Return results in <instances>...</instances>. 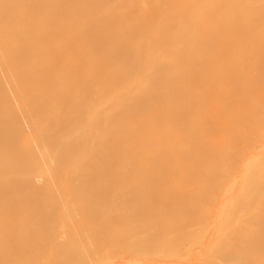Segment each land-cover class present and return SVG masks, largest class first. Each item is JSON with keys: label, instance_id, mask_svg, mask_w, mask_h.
Segmentation results:
<instances>
[{"label": "bare ground", "instance_id": "bare-ground-1", "mask_svg": "<svg viewBox=\"0 0 264 264\" xmlns=\"http://www.w3.org/2000/svg\"><path fill=\"white\" fill-rule=\"evenodd\" d=\"M42 1L44 3V0H0L1 72L4 69L9 72L14 69L19 79L29 78L33 52L39 54L51 44L52 38L48 37V31L53 27H50L52 24L48 25V16L45 18L39 10L43 6H40ZM52 1L56 0H45L44 12L53 8ZM75 1L65 0V8H69L70 2ZM108 1L111 0H97L94 4V9L105 10L99 26L105 31L103 35L109 37L104 46H101L103 52H100L101 58L99 57L105 61L101 64L98 59L92 60L91 67L101 65L89 71L84 79L76 77L79 88L84 84L92 87L87 90L82 86L77 94L73 93L77 104L76 108L70 109H77L75 118L65 122L57 116L54 117L56 119L50 118L51 120L46 117L41 124L42 128L33 134L37 139L32 144H20V141L16 143L11 139L8 141L5 123L7 117L4 116L6 120L3 118L0 122V147L4 150L0 152V253L6 258V264H28L29 261L30 264H150L145 258H139L143 256L148 259L147 254L153 247L159 250L158 255L172 256L171 260L174 261L170 262L166 257L168 263L166 260L165 263L173 264L181 249H196L197 243L203 247L206 245V249L212 253H209L210 256L218 257V261L222 260L221 264L228 263L229 259L234 264H240L245 258L248 259L245 261L247 264H255V261L256 264H264V257L260 255L264 248V84L261 83L264 81L261 66L264 64V0H123L121 5L125 10L131 6L139 7L137 17L123 11L122 7L123 12L114 16L117 5L114 9H109ZM118 1L113 0L115 3ZM77 6L78 4L76 9ZM82 9L85 12L86 8ZM55 12L59 17L58 10ZM72 13L76 14L75 11ZM86 13L87 19L89 14ZM7 14L11 17H4ZM67 16L64 15L63 19L60 16V21L68 30H72L73 25L69 22L74 23V19L66 21ZM78 22L80 21H75V24ZM112 23L118 26L114 27ZM95 30L84 27L78 35L81 37L75 38L78 39L77 44L85 37L98 38L99 31ZM225 42H240L239 45L247 42L248 50L242 56L239 51L244 48L243 45L240 49L237 45L239 50L233 45L231 49L234 51L231 53L235 52L234 56L228 54L234 60L229 59V62H236L237 65L238 60L242 59L244 63L240 61L239 65L225 70L226 59L222 61V67L221 56L218 59L216 51L220 48L222 52ZM89 44L97 46V42ZM249 53L256 56L251 55L253 57L250 59ZM247 54L248 59L244 57L243 60V56ZM256 59L260 62L257 63ZM227 62L226 66H229L231 63L228 65ZM4 64L6 68H3ZM5 72L3 76L6 77ZM19 79L12 80L16 83ZM37 97L32 99L36 101ZM74 102L72 100L73 105ZM217 111L223 114L221 123L211 126L209 118L204 122L200 120L202 115ZM234 117L237 118L242 133L240 131L241 137L235 144L236 140L228 139L227 150L229 148L233 153L226 150V154L224 151L222 161L224 159L225 166L222 164L224 167L211 169L212 164L207 165L211 166L212 173L207 168L201 175L195 167V161L197 164L199 158L192 157L191 152L196 151L200 142H209L210 134L221 130L225 122ZM185 121L187 123L183 124ZM19 122L18 120L15 126L16 135H21L23 130ZM36 123L31 125L36 126ZM109 127L111 131L108 130ZM23 135L30 139V134ZM94 135L99 137L100 144L97 143L98 140L94 142ZM115 142L121 144L115 150V158L118 160L114 159L115 165L106 169L96 161L102 158L101 152L110 149ZM220 142V137L216 136L209 143L211 148L218 149ZM94 143L100 147L94 146ZM30 146L37 149L30 151ZM126 159L131 161L127 162ZM30 160L33 162L32 166ZM41 161L42 171H33L35 166L39 168ZM165 165L170 168L164 170ZM186 166L189 168L184 171ZM178 173L185 175L191 185L199 183L200 175L211 174L213 179L218 180L217 185H222L223 182L220 181L225 179V203H211L219 193L212 188L216 185L211 184L213 192L208 186L211 193H216V196L211 195L213 198L207 196L211 194L207 190V195L203 192L206 185L210 184L208 179V182L204 180L206 184L202 183L205 188H198L208 200L204 196V200L199 201L193 196L192 191L197 189L195 185L180 191L159 188L160 184L174 179ZM93 176L98 179L94 181L97 187L102 189L96 191L93 199L86 200L88 182ZM32 185H46L44 188L49 197H52L50 193L53 190L56 191L49 200L51 203L45 205V198H39L43 196L38 192L41 186L38 190V187L34 189ZM198 186H201L200 183ZM101 193L107 199H114L105 200V204L113 201V208L123 215L101 221L100 218L104 217L102 212L110 209L107 206V210L103 208V204L100 207L97 205L103 202L102 198L99 200L100 197L96 198V202L92 201L97 195L102 196ZM190 193L196 201H192ZM90 194L87 197L91 198ZM46 196L44 194L43 197ZM133 200L134 209L130 205ZM45 206H48L50 213H44L41 217V208L45 209ZM219 206L223 207L222 210ZM100 208L102 212L98 211ZM113 208L111 209L114 211ZM186 209L191 218L184 217V222L180 221L182 223L173 221V218L169 220L171 216L185 214ZM255 209L261 210L262 216L259 212H252ZM113 211L111 213L115 212ZM234 212L240 215L238 221ZM231 213L236 216H231L235 219L231 221L238 225L229 230ZM131 214L133 220L142 219V225H131ZM204 216L206 220L209 217L212 221L211 230L206 229L202 220ZM125 217L127 222H124ZM193 225L194 228L196 226L195 229L198 225L199 228L196 231L194 229V237H186L191 239L188 241L184 237L193 231V228L188 230ZM95 244L101 247L96 248ZM92 246L99 249L94 256L95 248L92 249ZM59 248V253L56 254ZM108 249L115 254L107 251V257L106 254L97 257L99 251L106 253ZM47 250H55V254L50 256L51 253ZM118 251L124 256H118ZM14 253L21 254L20 260L19 257L12 259ZM207 254L204 257L210 258ZM196 255L202 256L200 253ZM211 259L212 264H219L216 259ZM150 260L148 262L158 263ZM193 260L197 259L191 261L194 262ZM160 262L163 264L164 261ZM245 262L242 264H246Z\"/></svg>", "mask_w": 264, "mask_h": 264}, {"label": "rangeland", "instance_id": "rangeland-1", "mask_svg": "<svg viewBox=\"0 0 264 264\" xmlns=\"http://www.w3.org/2000/svg\"><path fill=\"white\" fill-rule=\"evenodd\" d=\"M64 1L65 0H56L55 2L54 1H52V5H53V8L50 10V11H48V12H44V5H45V0H44V3H43V1H42V4H40V6L41 5H43L42 7H40L39 8V10L40 11H42V15L44 14V17L46 18V16H48V18H46L47 20H49V24L48 25H51L50 27H53L52 29H50L48 32V37H50V38H52V42H51V44L49 45V47H46L45 49H43V50H41L40 51V53L38 54V53H35V52H33V57H34V59H37V60H32V61H30V75H29V78H24V79H19L18 78V76H17V72H16V70H15V72H14V69L11 71L10 70V72H9V70H7V69H4V70H2V72L0 71V112H2L1 114H0V122H2L3 121V118H4V116H6L7 118V120H6V126H7V133L6 134H8L7 135V138H8V141L11 139L12 141H15L16 143L17 142H19L20 144H24V143H29L30 142V144H32V142H34V139H37V137H35V136H33V134H35L37 131H39L41 128H42V125L41 124H43V120L46 118V117H48L49 119L50 118H52L53 117V119H56V118H54V117H58V118H60V119H62L61 121H64L65 120V122H67V121H71L72 119H74L75 118V115L76 114H78V111L76 112V110L77 109H74L73 111L71 110L72 108H76V104H75V102H74V94H77V91L82 87V86H84L83 88H85V89H87V90H91V87L92 86H90L88 83H86V84H88V85H82L80 88H79V86H77V82L75 81V79H76V77H80V78H82V79H84V76L85 75H88V73H89V71H93V69H95V68H97V67H99L105 60L104 59H101L100 60V58H101V53L100 52H103V49H102V47L101 46H104V43H105V40L107 39V38H109V37H107L106 35H103L104 34V30H102L99 26L101 25V23H102V21H100V20H102V18H104V13H105V10L102 8V9H94L96 6L94 5L95 4V2L97 1V0H84V2H83V0H76L75 2H73V3H71L70 2V4H69V8H65V4L66 3H64ZM79 1V2H78ZM89 1V2H88ZM61 2V3H60ZM76 2H78V3H76ZM109 3H108V8L109 9H111V8H113L114 9V6H116L115 7V9H117V11L116 10H114L115 11V15L114 16H117L118 15V13L120 14L121 12H123L125 9L123 8V6L121 5V2H123V0H119L118 2H113V0H111V1H108ZM86 3V5L88 4L89 5V7L87 8L86 7V5H83V4H85ZM60 4V5H59ZM78 4V6H77V9H76V5ZM111 4V5H110ZM91 6V7H90ZM113 6V7H112ZM58 7V8H57ZM60 7H61V9L63 8V10H61L60 9ZM71 7V8H70ZM82 7H85L86 8V10H85V12H84V10L82 9ZM123 8V11H122V8ZM239 7H241V8H243L244 9V7H242V6H239ZM91 8V9H90ZM93 8V9H92ZM60 9V10H59ZM67 9V10H66ZM68 9H69V11L71 12V13H69V11H68ZM70 9H72V10H70ZM55 10L57 11L58 10V14H59V17L61 16V18L63 19L64 18V15L65 16H67V19H66V21L69 19L70 21H72V19H74V23L72 22H69L70 24H72L73 25V28H72V30H68L67 29V26H64L62 23H61V21L60 20H62V19H60L59 17H57L56 16V13L57 12H55ZM93 10H94V12H93ZM75 11V13L76 14H74V13H72V12H74ZM100 11V12H99ZM104 11V12H103ZM125 11H128L133 17H137V13H138V11H139V7L138 6H133V8H132V6L131 7H129L128 9H126ZM241 11H242V9H241ZM87 12V13H86ZM89 12H91V13H89ZM50 13V14H49ZM85 13L86 14H89L88 16V18L87 19H89V20H87L86 19V16H85ZM52 14V15H51ZM55 14V15H54ZM98 15V16H97ZM30 16H32L31 14H30ZM74 16L78 19H76V18H74ZM113 16V17H114ZM239 16V15H238ZM4 17H11V15H9V14H7V15H4ZM80 18V19H79ZM97 18V19H96ZM96 20V21H95ZM65 21V22H66ZM75 21L77 22V21H80V22H78V23H81V24H78V23H76L75 24ZM82 21V22H81ZM48 22V21H47ZM54 24V25H53ZM60 25H61V27H60ZM118 26V24H114V23H112V26H114V27H117ZM78 26H81V27H78ZM55 27V28H54ZM84 27H92L94 30L96 29L97 31H99V36H98V38H96V36L95 37H93L92 39H88V37H85V39L82 41V42H78L79 44H77V40L79 39V37H81V36H79L78 37V35H80L81 33H82V31H83V29H84ZM95 27V28H94ZM113 27V28H114ZM99 28V29H98ZM55 29H57V30H55ZM63 30V31H62ZM95 30V31H96ZM102 30V31H101ZM53 31V32H52ZM56 31V32H55ZM58 31V32H57ZM74 33V34H73ZM79 33V34H78ZM42 34V33H41ZM52 34V35H51ZM101 34V35H100ZM61 35V36H60ZM103 35V36H102ZM87 36V35H86ZM54 37V38H53ZM76 37H78V39H76L75 40V38ZM94 39V40H93ZM95 39H97V41H95ZM55 41V42H54ZM86 42V43H85ZM95 42H97V46H92V45H90L89 43H95ZM53 43V44H52ZM83 43V44H82ZM235 43H236V45H235ZM233 42V43H231V42H225V45H224V49H223V51L221 52V49L219 48L217 51H216V54H219L217 57H218V59L220 58V56H221V58H220V60H221V62H220V60H218L220 63H221V65H222V67H223V63H222V61H224V60H226V61H228L227 63H228V65H229V63H231V62H229V59H231L232 60V56H234L233 54H235V52L232 54L231 52L232 51H234V49H231L232 48V46L234 45L235 46V48L237 47V45H239L240 44V42ZM247 43V42H246ZM246 43H244L243 42V44L241 43V45H239L240 47H239V49L240 48H242L241 46L243 45L244 46V48H242V50L240 49V51L239 52H242L241 53V56L243 55V53H245L248 49L246 48V45H248V44H246ZM56 44H58V46L56 45ZM68 44V45H67ZM70 44H72V45H70ZM74 44H75V46H74ZM245 44V45H244ZM54 45V46H53ZM230 45V46H229ZM57 46V47H56ZM69 46V47H68ZM84 48H83V47ZM56 47V48H55ZM68 47V48H67ZM97 47V48H96ZM247 47H249V46H247ZM71 48V49H70ZM90 48H91V50H90ZM229 48V49H228ZM55 49V50H54ZM61 49V50H60ZM83 49V50H82ZM102 49V50H101ZM236 49H238V47L236 48ZM238 49V50H239ZM72 50V51H71ZM228 50V51H227ZM237 50V51H238ZM243 50H245V51H243ZM47 51H49V52H47ZM63 51V52H62ZM65 51V52H64ZM62 52V53H61ZM219 52V53H218ZM225 52H226V54H225ZM34 53L36 54V55H34ZM222 53V54H221ZM230 53V55L232 54V56H229L228 54ZM248 53V52H247ZM42 54V55H41ZM45 54V56H43ZM48 54V55H47ZM92 54V55H91ZM250 54V53H249ZM249 54H247V56H243V60H244V57H248V55ZM2 54H0V56H1ZM40 55V56H39ZM239 55H240V53H239ZM246 55V54H245ZM251 55H253V54H250V56L248 57V58H252L253 56H256V55H253V56H251ZM229 56V57H228ZM2 57V56H1ZM38 57V58H37ZM83 57V58H82ZM100 57V58H99ZM223 57H225V58H223ZM231 57V58H230ZM48 58V59H47ZM247 58V59H248ZM250 58V59H251ZM254 58H256V57H254ZM253 58V59H254ZM42 61H41V60ZM45 61H44V60ZM83 59V60H82ZM94 59H98V61L100 60L101 61V64L99 65H97V66H95V67H91V65H90V63L92 62V60L94 61ZM223 59V60H222ZM240 59H241V57H240ZM260 59V58H259ZM258 59V60H259ZM83 62H82V61ZM255 60V59H254ZM254 60H253V62L252 63H254ZM261 60V59H260ZM47 61V62H46ZM226 61H224V69L225 70H228V68L229 69H231L232 68V66L234 67V66H237V65H239L240 64V61H241V63H244L243 61H242V59L241 60H238L239 61V64H235L236 62H232L229 66H226ZM232 61H234V60H232ZM256 61H257V59H256ZM255 61V62H256ZM258 62H260V61H257V63ZM93 63V62H92ZM250 63H251V61H250ZM251 63V64H252ZM37 65V66H36ZM80 65V66H79ZM261 65V64H260ZM4 66H5V68H6V65L4 64L3 65V68H4ZM34 66V67H33ZM262 66V72L264 71V64H262L261 65ZM33 67V68H32ZM22 68V67H21ZM33 69V70H32ZM35 69V70H34ZM71 69V70H70ZM74 72H73V71ZM6 71V72H5ZM111 71V70H110ZM110 71H107V72H110ZM4 72H5V75H6V77L5 76H3V74H4ZM14 72V73H13ZM9 73V74H8ZM35 73V74H34ZM76 75H75V74ZM15 76H14V75ZM107 74V73H106ZM109 74V73H108ZM10 75V76H9ZM13 75V76H12ZM3 76V77H2ZM8 76V77H7ZM33 76V77H32ZM45 76H46V78H45ZM64 76H65V78H64ZM73 76V77H72ZM263 76H264V73H263ZM16 77V78H15ZM35 77H37V78H35ZM10 79V81L11 82H9V79ZM35 78V79H34ZM70 78H71V80H70ZM72 78L74 79V80H72ZM3 81H2V80ZM6 79H8V80H6ZM12 79H19V80H16V83H14L13 82V80ZM81 79V80H82ZM262 79L264 80V77H262ZM261 79V80H262ZM31 80V81H30ZM69 80V81H68ZM81 80H79V81H81ZM6 82H8V84L6 83ZM18 82H19V84H18ZM76 82V83H75ZM264 81H261V83L262 84H264L263 83ZM11 83V84H10ZM66 83V84H65ZM7 84V85H6ZM14 84H16V87L14 86ZM54 84V85H53ZM76 84V85H75ZM7 86V87H6ZM24 86H26V87H24ZM58 86V87H57ZM87 86V87H86ZM90 87V88H89ZM60 88H62V89H60ZM51 90V91H50ZM55 90V91H54ZM48 92H49V94H48ZM51 92H54V93H51ZM76 92V93H75ZM35 93V94H34ZM42 93V94H41ZM68 93V94H67ZM74 93V94H73ZM5 94V95H4ZM37 94H39V96L37 97ZM45 94V95H44ZM51 94V95H50ZM62 94H63V96H62ZM34 95V96H33ZM54 95V96H53ZM58 95H60V96H58ZM64 95H66V96H64ZM35 96L37 97V99H35L36 101H34V99H32V97L33 98H35ZM41 96V97H40ZM44 96V97H43ZM51 96H52V98H51ZM63 97V99H62V97ZM7 100H6V99ZM72 98V99H71ZM9 100V101H8ZM32 100V101H31ZM72 100H73V102H74V105L72 104ZM13 101V102H12ZM15 101V102H14ZM37 101H39V102H37ZM51 101V102H50ZM57 101H59V102H57ZM67 101H69L68 103H67ZM35 102V103H34ZM64 102H65V104H64ZM3 103V104H2ZM14 103V104H13ZM17 104V105H16ZM22 104V105H21ZM26 104V105H25ZM57 104V105H56ZM25 105V106H24ZM29 105V106H28ZM59 105V106H58ZM70 105V106H69ZM73 105V106H72ZM10 106V107H9ZM46 108H45V107ZM58 106V107H57ZM62 106V107H61ZM16 107V108H15ZM28 107V108H27ZM70 107H71V109H70ZM7 108V109H6ZM18 108V109H17ZM36 108V109H35ZM57 108H59V109H57ZM61 108V109H60ZM38 109V110H37ZM18 110V111H17ZM69 110H71V112L69 111ZM19 112V113H18ZM25 112V113H24ZM29 112V113H28ZM34 112V113H33ZM69 114H68V113ZM81 112V111H80ZM11 113V114H10ZM37 113H39V114H37ZM62 113V114H61ZM217 113H218V115H217ZM23 114V115H22ZM60 114V115H59ZM66 114V115H65ZM216 114V115H215ZM220 115V116H219ZM20 116H22L21 118H20ZM39 116V117H38ZM79 116V115H78ZM217 116V117H216ZM41 117H43L42 118V120H40V118ZM203 117V118H202ZM202 117H201V119L200 120H202L203 122H204V120L206 121V120H208V118H209V122H210V125L211 126H213V124L215 125L216 123H221V121H223V114H221V112L219 111H217V112H213V114H211V113H209L208 112V114H205V115H202ZM213 119V120H210L211 118ZM220 117V118H219ZM25 119V120H24ZM27 119H29V120H27ZM30 119H31V123H30ZM4 120V121H5ZM12 120V121H11ZM18 120L20 121L19 122V126H22V133H21V135L19 134V135H16L17 133L15 132V126H16V123H18ZM23 120V121H22ZM51 120V119H50ZM136 120V119H135ZM25 121H27V124H26V122ZM29 121V122H28ZM36 123V124H34V125H36V126H33V125H31V124H33L34 122ZM214 121V122H213ZM29 123H30V126L31 127H29L28 125H29ZM138 123V122H137ZM187 123V121H185V123H183V124H186ZM232 123H233V126H231L232 125ZM235 123V124H234ZM41 125V126H39V128H35V127H37L38 125ZM23 125H26V126H23ZM121 125V124H120ZM238 125V126H237ZM23 127H25V128H23ZM28 127H29V129H28ZM227 127H228V129H227ZM230 127V128H229ZM10 128H11V130H10ZM35 128V129H34ZM110 128V129H109ZM108 128V130H110L111 131V127H109ZM226 130H225V129ZM14 129V130H13ZM39 129V130H38ZM159 129V128H158ZM236 129V130H235ZM239 129V130H238ZM9 130V131H8ZM225 130V131H224ZM11 131L13 132V133H11ZM231 131H232V134H231ZM240 131H241V129H240V126H239V124L237 123V118L236 117H234L231 121H228V122H225V125H223V127H222V129L221 130H218V131H216V132H212L211 134H210V136H209V138H208V140H209V142L210 141H212L216 136H219L220 137V139H221V142L219 143V146H218V149H213V148H211V146H210V143L209 142H206V141H204V142H200L199 143V146L195 149L196 151H194V152H191V154H192V157L193 156H196L195 157V159H197V158H199L198 159V162H197V164H196V161H195V167H197V169H198V171L200 172V174H201V172L202 173H204L203 171H206V170H208L209 169V171L212 169V168H216V167H218V168H220L219 166H221L222 164H224V159H223V161H222V156L228 151V152H232L229 148H228V150H227V142H228V139H233V141L234 140H236V141H234V144L235 143H237L238 141L237 140H239L240 139V137H241V133H242V131H241V133H240ZM10 132V133H9ZM25 133H28V134H30V139L28 140V139H26L25 137H24V135L23 134H25ZM240 133V134H239ZM234 134V135H233ZM10 135V136H9ZM232 135H233V137H232ZM24 137V138H23ZM96 138V139H95ZM93 139H94V142H97V140H98V142L97 143H99L100 144V139H99V137L97 138V136L95 137V135L93 136ZM224 140H226V141H223ZM97 143H94L95 145L94 146H97V147H100L99 146V144H97ZM121 146V144L120 143H116L115 142V144H112L111 145V147H110V149H107V150H105V151H103V152H101V155H102V158L101 159H97V161H96V163H98L99 162V164H101L100 166H102V165H104V167L106 168V169H109V167L110 168H112L114 165H115V163H116V161L114 160V159H116L115 158V150L116 149H118L119 147ZM31 149L32 150H35V149H37V147H31L30 146V151H31ZM216 150H217V152H216ZM227 150V151H226ZM4 150L2 149V147H0V152H3ZM109 151V152H108ZM224 151H225V153H224ZM197 152V153H196ZM199 152H200V154H199ZM204 153V154H202V153ZM227 152V153H228ZM222 153H224L223 155H222ZM226 153V154H227ZM233 153V152H232ZM219 154V155H218ZM231 154V153H230ZM201 155V156H200ZM215 155V156H214ZM202 156H203V158H202ZM208 156V157H207ZM207 157V158H206ZM214 157V158H213ZM215 158H218V160H219V162H217L216 160H215ZM221 158V159H220ZM116 160H118V159H116ZM127 160V159H126ZM31 161V160H30ZM128 161H131V159L129 160H127V162ZM163 161V160H162ZM211 161V162H210ZM215 163L216 162V164H213V162ZM112 162V163H111ZM161 162V161H160ZM41 163H42V161L40 162V166H39V168H37L36 166L34 167V170L33 171H35V170H39L40 169V171H42L41 169L43 168L42 166H41ZM206 163V164H205ZM95 164V163H94ZM162 165H163V163H161ZM205 164V165H204ZM212 164V167L211 166H207V165H211ZM33 165V162L31 161V163H30V166H32ZM214 165H216V166H214ZM161 166V165H160ZM224 166H225V164H224ZM224 166H221V167H224ZM42 167V168H41ZM164 167V166H163ZM188 166H186V168L184 169V171L186 170V169H188L187 168ZM204 167V168H203ZM210 167H211V169H210ZM167 168H170V166L169 165H165V168H163L164 170H166ZM208 168V169H207ZM211 173H212V171H210ZM179 175V176H178ZM183 175V174H182ZM181 174H177V176L173 179V178H171V179H168V180H166V181H164L162 184H160V187L159 188H163V189H168V190H171V191H173L172 189H174V191H180V190H186V189H188V187L189 188H192V187H194V185H195V188H196V186H197V189H195V190H193L192 191V193L194 194L193 196L196 198H198L197 200H199V199H202V200H204V196H205V198H206V200H208V198H207V196L208 197H212L211 195H213V196H216V197H214V199H213V201L211 202V203H216V205H219L218 203L221 201V203L220 204H222V201L223 200H225V192H224V188H225V185H226V181L224 182V180H223V178H222V180L220 181V182H223L222 183V185H217V182H218V180L216 181L215 179H213V177L211 176V174L209 175H204V176H201L200 175V179L198 180V182L200 183V185L201 186H198L199 185V183H197V182H195V184H192L191 185V183H188V180L185 178V175L184 176H182ZM94 177V176H93ZM92 177V178H93ZM98 177V176H97ZM205 177H206V179H205ZM91 178V181L90 182H88L89 183V185H88V193H86V200H87V198H88V200L89 199H93V195L96 193V191L98 192V191H101V189H99L98 187H97V185H96V181L98 180V179H95L96 177H94V179H92ZM35 179H37V177L35 178ZM176 179V180H175ZM209 180L210 182V184L209 185H206V187L208 188V186H209V188L211 189V191L213 192V189H216V191H219V193H214V194H216V195H214L213 193H211V191H209V188L207 189V188H205L204 186V184H202L203 182H204V180L206 181V180ZM212 181H211V180ZM39 180V179H38ZM208 180L206 181V182H208ZM213 180H215L216 182L214 183V181ZM36 181V180H35ZM95 181V182H94ZM178 181V182H177ZM184 182H186V184H187V186H186V184L184 183ZM206 182H204L205 184H206ZM212 182V183H211ZM219 182V183H220ZM173 183H174V185H173ZM190 184V186H188ZM208 184V183H207ZM211 184H214V185H216V186H214V187H212L213 185H211ZM96 185V186H95ZM204 185V186H203ZM33 186V185H32ZM40 186L41 185H34L33 186V188L34 189H37V187H38V190L40 189ZM42 186H43V188H42ZM41 186V189H43L44 191L43 192H41L40 190L38 191L39 192V194H41V195H43L44 196V194H45V196L47 195L48 197H49V193L46 191V188H44L45 186L44 185H42ZM165 186H167V187H165ZM218 186V187H217ZM221 186H223V187H221ZM60 186L58 185V187L57 188H59ZM93 187V188H92ZM169 187H170V189H169ZM186 187V188H185ZM199 187H202V189H203V187L205 188V191H204V189H203V192H205L206 193V190H207V192H209V193H211V194H208V193H206V195H204V193L202 194V190L200 191V190H198V188ZM213 189H212V188ZM223 189H221V188ZM98 188V189H97ZM218 188H220V189H218ZM92 189V191H90ZM200 189V188H199ZM95 191V192H94ZM51 192V191H50ZM92 194H90V193ZM197 192V193H196ZM215 192V191H214ZM47 193V194H46ZM56 193V191H52L51 193H50V196H52V197H54L53 195ZM106 193V192H105ZM192 193H190V196H191V194ZM88 194H90V196H92L91 198L90 197H87V196H89ZM102 194V193H101ZM196 194H198V196H196ZM201 194V195H200ZM224 194V195H223ZM97 195V194H96ZM95 195V196H96ZM100 195V194H99ZM99 195H97L96 197H95V199L94 200H92V201H95V200H97L96 198L98 197H100V201H101V198H102V201L103 202H101V205L100 204H97V205H99V207L100 206H102V204L103 205H105V206H102L103 208H105L106 210H107V208L109 209V211L107 212V211H105V212H107L106 214L108 215H106L105 216V212L103 211H101L102 209L100 208L98 211H101L102 213H104L103 215H104V217L101 219L100 218V220L101 221H106V220H110V218L111 217H113V216H121V215H123V213L122 212H120L119 210H115L114 208H113V206H114V199H112V198H106V197H104L103 196V194H102V196H99ZM43 196H39V198L42 200L43 198H45L44 199V204L45 205H48L49 203H51V201L49 202V200H51V198L52 197H43ZM192 197V196H191ZM47 198H48V200H47ZM106 198V199H105ZM193 198V197H192ZM195 198H193L192 199V201H196V199ZM213 198V197H212ZM109 199H111V200H113V201H108L109 202V204L107 203V204H105L106 202H105V200L107 201V200H109ZM47 200V201H46ZM116 200V199H115ZM205 200V201H206ZM100 201H97V202H100ZM200 201V200H199ZM219 201V202H218ZM48 202V203H47ZM96 202V201H95ZM116 202V201H115ZM133 202H134V204H135V201L133 200L132 202H130V205H132L133 204ZM224 202V201H223ZM225 203V202H224ZM223 203V206H225V204ZM116 204V203H115ZM133 204V205H134ZM109 205V206H108ZM112 205V206H111ZM132 205V208L134 209L135 207ZM106 206H107V208H106ZM164 206V205H163ZM221 206V205H220ZM219 206V207H220ZM216 207V206H215ZM111 208H113L114 209V211L111 209ZM223 208V207H222ZM222 208L220 207L219 209H221L222 210ZM260 208V207H259ZM42 210L41 211H43V213H42V215H41V217H43L44 216V213H50V210L48 209V206H45V209H43V208H41ZM104 209V210H105ZM264 209V208H263ZM224 210V212L226 211L225 209H223ZM114 212V213H111V212ZM255 211V213H258L259 212V214H260V216H262V214L260 213V211H259V209L257 210V209H255V210H252V212H254ZM188 211H187V209L185 210V214H183V213H179L181 216H179V214L178 215H176V216H171V217H169V220L171 221L172 220V218H173V221H175V220H177L179 223H182V222H184L183 220H184V217L185 218H188L189 219V217H190V215H189V217H188V214H189V212L187 213ZM100 213V212H99ZM119 213V214H118ZM162 212H159V214H161ZM222 213V212H221ZM101 214V213H100ZM237 214H239L238 212H237ZM236 214V212H234V215H236V216H233V213H231V215H230V217H229V219H230V223L233 225H231L230 224V227L228 228L229 230L230 229H232L233 227L235 228L237 225H238V223H237V225L236 224H234L233 223V221H235V219L237 220V219H239V216ZM46 215V214H45ZM102 215V216H103ZM186 215H187V217H186ZM194 215V214H193ZM118 216V217H119ZM131 216H132V214L130 215V218H131ZM234 217H236L234 220H233V218ZM259 216V217H260ZM100 217H101V215H100ZM128 217V216H127ZM179 217V218H178ZM191 218V217H190ZM208 219L206 220V217L204 216V217H202V220H203V222H205V225L208 227L209 225H211V226H209L208 228L206 227V229L207 230H211L210 229V227L212 228L213 226V223H212V221L209 219V217H207ZM127 218L125 217V219H124V222H127V220H126ZM129 219V218H128ZM132 219V218H131ZM187 219V220H188ZM130 220V219H129ZM186 220V219H185ZM209 220V221H208ZM231 220H233V221H231ZM138 220H133L132 219V221H129V223L131 224V225H135V224H139V223H141L142 222V219H140L138 222H137ZM176 221V223H178ZM180 221H182V222H180ZM238 221V220H237ZM143 222H145V221H143ZM212 224H211V223ZM141 225H142V223H141ZM140 225V226H141ZM197 225V224H196ZM58 226H60V223H59V225ZM136 226H138V225H136ZM232 227V228H231ZM191 228H193L192 230L193 231H191V232H189L184 238L185 239H187L186 237L188 236V238H189V236H192V235H194V232L196 231V230H198V228H199V225L197 226V229H195L196 228V226H195V228H194V225H193V227H190V229H188V230H191ZM194 229H195V231H194ZM107 231H109V230H107ZM228 231V230H227ZM197 233V232H196ZM195 233V234H196ZM226 234V233H225ZM54 236H55V234H54ZM53 236V237H54ZM224 236V235H223ZM223 236L222 237H220V238H223ZM192 237H194V236H192ZM191 238V237H190ZM130 240H132V239H130ZM188 241H190L191 239H187ZM98 244V243H97ZM94 246V245H93ZM92 246V249L93 248H95L97 245L95 244V247H93ZM99 246V245H98ZM97 246V247H98ZM193 246V245H192ZM196 249L194 248H187V249H185L184 248V250H188V251H184V250H180L181 252L179 253V255L177 256V258L176 259H178V260H176L175 258V261L176 262H178L179 264H183V263H187V264H212V262H210L212 259L211 258H214V260L215 261H217V262H219V264H221L220 262L222 261H218V257H216V256H213V255H211L210 256V254H212V253H210L209 251L210 250H208V249H206L207 248V246L205 245L204 247L202 246V245H199L198 243L196 244ZM96 247V248H97ZM101 247V245L98 247V248H100ZM153 247V246H152ZM193 247H195V246H193ZM95 248V249H96ZM91 249V248H90ZM93 250V252L95 251H97V250H99V249H96V250ZM113 249V248H112ZM154 249V250H153ZM192 249V250H191ZM59 250H60V248L58 249V251H56L55 252V250H53L56 254H58L59 253ZM198 250V251H197ZM202 250V251H201ZM203 250H204V252H203ZM261 250V249H260ZM262 250L264 251V248H262ZM262 250H261V252H262ZM91 251V250H90ZM107 251L109 252V254L111 253V254H115V253H113V252H111V250H106V253H105V251L104 252H102V251H99V256H97V257H101V254H102V256H103V254L105 255L106 254V257H107ZM113 251V250H112ZM116 251V250H115ZM134 251H135V253H136V250L134 249ZM150 250H148V252H149ZM191 251H193V253H194V255H193V253H191ZM197 251V252H196ZM200 251V252H199ZM47 252H50L51 254H50V256H52V254H55L54 252H52V251H49V250H47ZM94 252V254H93V256L95 255V254H98V251H97V253H95ZM102 252V253H101ZM119 252V254H118V256H120L122 253L120 252V251H118ZM147 252V253H148ZM207 252H208V254H207ZM260 252V255L262 256V257H264V252H262L261 253ZM137 253H138V251H137ZM158 253H159V250L157 249L156 250V248L155 247H153L152 249H151V251H150V253H148L147 254V257H149L148 259L146 258V257H143V256H137L139 259H141L142 258V260H144V258H145V260L147 261V263H150V264H152V263H155V262H148V260L149 259H151L150 261H157L158 263H155V264H160L161 262L160 261H164L163 262V264H166L165 263V260L167 261V259L168 260H170V262H172V261H174V260H171V258H173L172 256H171V258L170 257H168L169 256V254L167 255V254H159L158 255ZM190 253H191V255H190ZM201 254L202 256V258L201 257H199L198 255H196V254ZM203 253V254H202ZM210 253V254H209ZM259 253V252H258ZM206 254H207V256L209 255V257L210 258H208V257H204V255L206 256ZM16 256V257H14V256ZM12 256V259H18V257H19V260H20V256L19 255H21L20 253L18 254V253H14ZM138 255H140V253L138 254ZM184 255V256H183ZM188 255V256H187ZM116 257H117V255H115ZM124 255H121V257H123ZM145 256H146V254H145ZM197 256H198V258H197ZM105 257V256H104ZM166 257H168V258H166ZM190 257V258H189ZM193 257V258H192ZM216 257V258H215ZM95 258V257H94ZM134 258V257H133ZM162 258H163V260H162ZM197 259L196 261L195 260H193L194 262H192L191 260L192 259ZM0 259H1V261H2V263L1 264H6V258L0 253ZM15 259V260H16ZM29 260H30V258H28ZM134 259H136V256H135V258ZM155 259V260H154ZM223 259V258H222ZM242 259V258H241ZM246 259L247 258H245V261H246ZM25 261L27 260V259H24ZM182 260V261H181ZM205 260H207V261H205ZM208 260H209V262H208ZM220 260V259H219ZM225 260V259H224ZM184 261V262H183ZM189 261V262H188ZM201 261H202V263H201ZM231 260L229 259L227 262L228 263H224V264H234V262H230ZM242 261V260H241ZM240 261V262H241ZM245 261H243V262H245ZM247 261H248V259H247ZM160 262V263H159ZM176 262H173V264H178V263H176ZM204 262V263H203ZM214 262V261H213ZM239 262V261H238ZM242 262V263H243ZM28 263V262H27ZM167 263H168V261H167ZM223 263V262H222ZM242 263H240V264H242ZM246 263V262H245ZM28 264H30V261H29V263ZM172 264V263H171ZM213 264H215V263H213ZM218 264V263H217ZM247 264V263H246ZM255 264H256V261H255ZM257 264H258V262H257Z\"/></svg>", "mask_w": 264, "mask_h": 264}]
</instances>
